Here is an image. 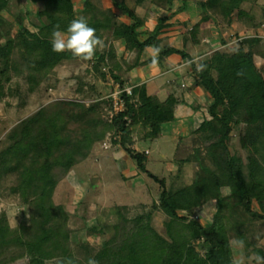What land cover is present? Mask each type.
<instances>
[{
  "label": "trees",
  "instance_id": "obj_1",
  "mask_svg": "<svg viewBox=\"0 0 264 264\" xmlns=\"http://www.w3.org/2000/svg\"><path fill=\"white\" fill-rule=\"evenodd\" d=\"M34 1L44 4L36 14L41 23L35 30L26 24L29 12L20 9L18 0H0V12L13 18L7 31L14 23L18 25L16 33L12 37L8 33L6 42L0 43V90L7 62L14 52L24 59L28 91L38 89L59 62L73 56L67 51L53 52L51 39L56 25L65 31L69 22L78 17L74 1ZM242 1L206 0L203 7L219 26L225 27L235 11L243 14ZM135 3L130 8L124 1L115 0L119 10L131 17L127 23L103 0H81V16L106 41L104 56L112 66L118 58L114 39H123L126 49L136 50L137 54L149 44L159 49L162 58L177 50L172 46L160 49L170 26L168 16H159L153 29L138 30L156 9L171 10L173 0ZM143 33L147 35L145 39H141ZM255 43L256 39L248 37L229 49L215 50L194 68L201 79L211 83L213 101L208 107L211 117L197 128L202 146L195 147L190 157L198 164L195 177L183 187L167 189L166 179L147 168V152L133 148L130 121L135 108L130 96L126 98V109L113 124L103 117L107 104L104 99L90 105L58 99L8 130L0 138V143H6L0 148V179L22 165L17 190L22 194L27 217L15 228L10 226L5 211L0 212V264H9L24 255L29 256V264H45L53 258L58 259L57 264H89L90 260L96 264H250L234 257L230 231H234L248 257L264 256V164L256 148L263 132L260 121L264 120V67L255 64ZM138 89L141 105L157 117L160 110H164L166 118L171 117V97L162 104H153L144 88ZM112 128L120 134V146L137 167L160 183V203L155 205L168 216V236L152 226L153 209L131 214L121 205L116 206V221L89 226L103 234L100 248L96 249L89 242L71 241L69 211L64 204L55 202L53 193L69 170L86 159L95 143ZM225 186L230 187L227 194L223 193ZM213 199L228 200L230 208L215 213L209 225L196 218L188 222L178 212L179 208L193 211ZM254 200L258 208L253 205ZM133 221L137 223L134 229ZM109 227L114 228L112 232H108Z\"/></svg>",
  "mask_w": 264,
  "mask_h": 264
},
{
  "label": "rangeland",
  "instance_id": "obj_2",
  "mask_svg": "<svg viewBox=\"0 0 264 264\" xmlns=\"http://www.w3.org/2000/svg\"><path fill=\"white\" fill-rule=\"evenodd\" d=\"M20 1L18 0L17 2L19 7ZM73 1L77 8V14L80 12L81 16V0ZM253 2L254 0H243L242 11L251 12ZM260 10L262 14L264 7H261ZM155 12L163 14L167 10L156 9ZM36 14L33 18L29 19L28 16L25 20L26 24L33 30L41 23ZM262 19L264 20V16ZM12 20L13 18L9 14L0 12L1 44L6 42L9 36L8 33L12 37L18 30L17 23H14V26L12 25L11 29L7 31L9 21ZM102 40L105 45L106 41ZM117 40H113L114 45ZM14 48L17 49L16 46ZM18 53L14 52L12 54L11 61L9 64V61L7 62V69L2 78L3 88L0 90V138L8 130L17 127L22 119L35 114L43 106H47L50 102L58 99L82 101L86 105L104 99L107 104L103 111V117L106 122L113 124L106 118V111L111 105L110 93L112 91L108 95L100 97L103 92L97 90L98 94L95 95L94 92L96 91H92V89L93 86L96 88V85L89 79L93 77L91 73L94 71L96 63H99L98 73L101 74L104 83L108 86L111 85L112 90L114 88V84L109 82L112 75L105 70L106 67H110V72L112 69L108 63V58L104 56V48L98 57L94 55L92 60L85 61L84 71L82 69L84 62L81 63L80 59L67 62L62 60L54 67L50 77L44 80L40 87L34 91H28L27 89V83L23 75L25 62L22 56L18 57ZM260 122L263 132L260 139L256 142V148L257 152H259L258 156L264 164V120ZM109 132H116V130L112 128L106 132V135ZM234 132L237 133L235 130ZM104 138L95 143L86 159L75 164L69 170L67 175L57 184L53 193L55 202L64 204L69 211L68 226L70 227L71 241L75 244L89 242L96 249H99L103 234L91 230L89 226L96 222L110 224L116 221V206L121 205H125L131 214L136 212L143 213L148 209H153V214L150 218L152 226L160 233L168 236L166 228L168 216L160 206L157 207L155 205L160 203V183L149 176L147 172L141 171L135 161L120 146V143L117 146L106 148L103 144ZM181 141L183 146H179L178 149V142L159 146L154 141H146V144L150 145L151 148V153L147 154V168L159 177L166 179L167 189H177L189 184L195 177V170L198 168L197 161L190 159L195 147L191 149L186 146L185 137L181 138ZM5 144L0 143V148ZM162 144L163 142H161ZM201 146L202 144L199 147ZM117 152L125 154V158L116 160L115 156L119 155ZM164 153H168L172 160L173 158L175 159L173 160L174 165L171 161L162 157ZM21 167L22 165L20 164L19 169L5 173L0 179V212L5 211L10 226L15 228H19L21 222L27 217L23 211L22 194L19 189L17 190L22 174ZM229 192V186L223 187L224 194ZM253 205L258 208L256 200H254ZM229 208L230 203L228 200L217 202L216 199H213L196 207L193 211L187 208H179L178 212L186 216V221L188 222L190 219L196 218L201 224L209 225L215 213H223ZM136 225V222H131L133 229ZM113 229V227H109L108 232H112ZM229 235L236 259L243 262L244 260L248 261L250 264H264V256L254 255L253 257H248L246 255L243 245L237 242L234 231H230ZM262 244L264 245V241ZM57 263V258L45 262V264ZM9 264H29V256L24 255Z\"/></svg>",
  "mask_w": 264,
  "mask_h": 264
},
{
  "label": "crops",
  "instance_id": "obj_3",
  "mask_svg": "<svg viewBox=\"0 0 264 264\" xmlns=\"http://www.w3.org/2000/svg\"><path fill=\"white\" fill-rule=\"evenodd\" d=\"M117 1H124L130 8L136 5L135 0ZM204 1L206 0H173L171 10L163 14L154 11V15L146 24L138 28L140 31L153 29L159 16H168L167 22L170 26L160 42V49L164 50L172 46L177 50L163 58L159 57V52L155 57L152 56V50L156 49L153 44L147 45L140 54H137L136 50L125 49L123 39L116 41L118 58L115 66L110 65L112 69L110 73L117 80L133 86L134 99L139 101L138 88H144L153 104H162L172 98L170 118H166L164 110H160L157 117L154 111L141 105L140 101L132 103L135 108L130 121L134 138L132 146L136 150L147 152L148 155L151 153V148L146 144L147 140L154 141L159 146L178 142L177 149L183 146L181 138L184 137L186 146L191 149L202 144L197 128L211 117L208 107L213 101L212 85L208 80L201 79L194 68L199 67L202 60L213 51L229 49L235 43L251 37L256 39L252 48L255 64L264 67V20L262 19L264 12L261 14L260 10L264 7V1L254 0L251 12L244 10L241 14L235 11L230 24L225 27L219 26L217 19L204 10ZM103 2L119 13V17L125 22L132 21L130 16L119 10L115 0H103ZM20 7L23 11L29 12L31 19L44 8V4L40 1L21 0ZM80 14L79 12L77 15ZM146 36L143 33L141 39H145ZM100 53L101 50L97 49L95 56L98 57ZM79 59L81 63L84 62L82 65L84 71L86 62L79 57L71 56L63 62ZM99 68L100 64L96 63L91 73L93 77L89 79L96 85V88L93 86L92 89L96 91L95 95L99 90L103 92L100 97H103L112 91V86L104 83L101 74L98 73ZM117 153L119 155L115 156L116 160L125 158V154ZM162 157L172 163L175 160L174 158L172 160L168 153H164Z\"/></svg>",
  "mask_w": 264,
  "mask_h": 264
},
{
  "label": "clouds",
  "instance_id": "obj_4",
  "mask_svg": "<svg viewBox=\"0 0 264 264\" xmlns=\"http://www.w3.org/2000/svg\"><path fill=\"white\" fill-rule=\"evenodd\" d=\"M104 46L103 40L96 35V30L88 25L83 16L72 19L65 31H61L59 25H56L52 32L53 52L67 51L84 61L92 60L97 49L103 50ZM158 52L159 49H153L152 56L155 57ZM89 264H96V261L90 260Z\"/></svg>",
  "mask_w": 264,
  "mask_h": 264
},
{
  "label": "built area",
  "instance_id": "obj_5",
  "mask_svg": "<svg viewBox=\"0 0 264 264\" xmlns=\"http://www.w3.org/2000/svg\"><path fill=\"white\" fill-rule=\"evenodd\" d=\"M105 70L110 74V68L106 67ZM110 79V82L114 84V88L110 93L111 105L106 111V118L112 122L120 112H123L126 109V98L128 96H130L131 103L138 101L134 99L135 94L133 86L127 85L124 82L117 80L115 77H113V75L110 77ZM119 136L120 134L117 132H109L104 138V146L106 148L117 146V144H119Z\"/></svg>",
  "mask_w": 264,
  "mask_h": 264
},
{
  "label": "bare ground",
  "instance_id": "obj_6",
  "mask_svg": "<svg viewBox=\"0 0 264 264\" xmlns=\"http://www.w3.org/2000/svg\"><path fill=\"white\" fill-rule=\"evenodd\" d=\"M72 178V177H71Z\"/></svg>",
  "mask_w": 264,
  "mask_h": 264
}]
</instances>
